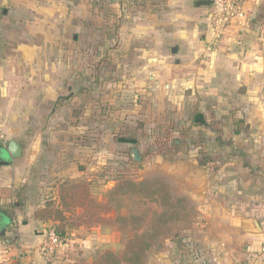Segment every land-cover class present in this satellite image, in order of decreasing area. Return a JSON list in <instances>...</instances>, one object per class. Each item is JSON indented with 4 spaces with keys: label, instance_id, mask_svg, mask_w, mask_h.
<instances>
[{
    "label": "rangeland",
    "instance_id": "rangeland-1",
    "mask_svg": "<svg viewBox=\"0 0 264 264\" xmlns=\"http://www.w3.org/2000/svg\"><path fill=\"white\" fill-rule=\"evenodd\" d=\"M67 9L58 54L37 57L58 70L26 73L57 86L46 134L22 142L45 146L50 167L62 164L69 147L86 150L94 196L114 205L107 227L117 254L142 235L149 243L143 264H250L258 253L233 222L249 231L264 225V124L245 130L242 107L185 100L171 49L177 44L165 42L148 18L163 10L155 0H80L75 14ZM246 144L256 150L240 148ZM133 148L141 161L133 160ZM120 181L132 184L117 190ZM103 250L90 254L74 242L63 261L91 264ZM0 264L27 263L15 257Z\"/></svg>",
    "mask_w": 264,
    "mask_h": 264
},
{
    "label": "crops",
    "instance_id": "crops-1",
    "mask_svg": "<svg viewBox=\"0 0 264 264\" xmlns=\"http://www.w3.org/2000/svg\"><path fill=\"white\" fill-rule=\"evenodd\" d=\"M79 1L0 0V131L6 137L0 146H7L11 140L22 146L21 157L12 159L8 165H0V260L17 257L27 264H43L45 260L49 264H64L74 242L90 254L101 247L113 249L109 245V224L92 228L68 225L60 248L50 256L42 253L48 228L58 222L39 220L36 211L50 197L57 199L56 186L64 180L81 179L90 183L92 168L85 162L86 150L75 152L69 147L62 154V164L54 163L50 167L51 153L45 146L25 144L21 140L28 134H34L37 141L44 137L45 119L53 110L51 105L57 101L54 80L52 84L45 79L29 81L26 73L58 70L56 64L45 67L41 59L37 63V57L58 54L59 38L63 36L60 24L69 16L67 7H72L73 15ZM107 1L121 3L123 0ZM155 1L163 10L156 18L148 15L158 22L154 29L148 23V30L162 31L165 42L177 44L178 57L173 61L179 66L180 92L185 100L201 98L202 107L209 100L227 104L229 110L242 107L247 121L245 130L251 122L263 125L264 51L255 35L256 26L264 20V0L246 4L251 20L248 34L242 35L238 28L231 27L216 46L210 43L214 38L209 18L211 4L198 6L200 0ZM69 23L68 20L66 25ZM151 35L148 31L147 36ZM232 113V118H239L237 112ZM240 148L256 150L250 144ZM51 175L54 176L52 185L49 183ZM235 222L233 224L252 243L248 246L250 250L258 251L260 240L264 239V225L260 231L253 228V232L238 227L240 223ZM80 231L83 237H75ZM3 242L5 247L1 246ZM255 256L259 257H254L250 264H264V255ZM92 261L94 258L90 263Z\"/></svg>",
    "mask_w": 264,
    "mask_h": 264
},
{
    "label": "trees",
    "instance_id": "trees-1",
    "mask_svg": "<svg viewBox=\"0 0 264 264\" xmlns=\"http://www.w3.org/2000/svg\"><path fill=\"white\" fill-rule=\"evenodd\" d=\"M146 183L143 181L139 185ZM131 184L129 181H120L116 188L121 190ZM157 193L158 191H153L151 195ZM56 194L57 199L47 200L46 204L36 211L35 216L39 220L58 222L57 231L62 239L68 225L92 228L114 221L112 201L95 197L90 183L86 180L66 179L56 186ZM144 237L137 235L131 238L121 255L111 249L104 251L91 264H143L145 252L149 247Z\"/></svg>",
    "mask_w": 264,
    "mask_h": 264
},
{
    "label": "built area",
    "instance_id": "built-area-1",
    "mask_svg": "<svg viewBox=\"0 0 264 264\" xmlns=\"http://www.w3.org/2000/svg\"><path fill=\"white\" fill-rule=\"evenodd\" d=\"M253 0H211L212 11L209 18L212 22L214 38L211 46H216L225 32L236 27L242 35L248 34L251 29V20L246 9V4ZM256 42L264 51V20L256 26ZM6 139L5 134L0 131V142ZM62 245V238L55 227L47 230L46 237L42 243L41 251L47 256L53 255ZM264 255V244L257 251Z\"/></svg>",
    "mask_w": 264,
    "mask_h": 264
},
{
    "label": "water",
    "instance_id": "water-1",
    "mask_svg": "<svg viewBox=\"0 0 264 264\" xmlns=\"http://www.w3.org/2000/svg\"><path fill=\"white\" fill-rule=\"evenodd\" d=\"M211 0H200L197 2L198 6L210 5ZM178 46L172 47V53H178ZM131 155L134 161H141L142 157L137 148L131 150ZM22 156V146L15 140H11L7 146H0V165H8L12 162V159Z\"/></svg>",
    "mask_w": 264,
    "mask_h": 264
}]
</instances>
